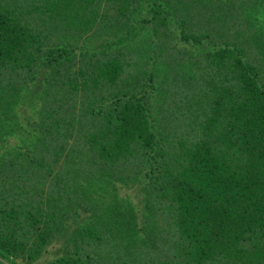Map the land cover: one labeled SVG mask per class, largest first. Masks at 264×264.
<instances>
[{"label": "trees", "instance_id": "trees-1", "mask_svg": "<svg viewBox=\"0 0 264 264\" xmlns=\"http://www.w3.org/2000/svg\"><path fill=\"white\" fill-rule=\"evenodd\" d=\"M0 264H264V0H0Z\"/></svg>", "mask_w": 264, "mask_h": 264}, {"label": "rangeland", "instance_id": "rangeland-1", "mask_svg": "<svg viewBox=\"0 0 264 264\" xmlns=\"http://www.w3.org/2000/svg\"><path fill=\"white\" fill-rule=\"evenodd\" d=\"M27 106L28 105H26V104L22 105L21 106L22 110H25ZM20 113H22V112H20ZM15 141H16L15 138H10L8 140V143L5 144L3 146V148L4 149H10V148L14 147V144H16ZM119 193L122 196H124L126 194H130L131 192L128 188L124 187V188H119ZM69 229H71V228H69ZM68 233H69V231H67V233H65V234H68ZM65 246H66L65 245V238H60V240L57 243L53 244L52 247L47 251V253L44 255V257L42 258L41 261L42 262L49 261L50 259L55 258L58 255L63 254L65 252Z\"/></svg>", "mask_w": 264, "mask_h": 264}]
</instances>
